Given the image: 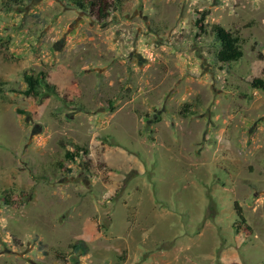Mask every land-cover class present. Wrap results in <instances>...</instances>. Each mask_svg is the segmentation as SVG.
<instances>
[{
	"label": "rangeland",
	"instance_id": "obj_1",
	"mask_svg": "<svg viewBox=\"0 0 264 264\" xmlns=\"http://www.w3.org/2000/svg\"><path fill=\"white\" fill-rule=\"evenodd\" d=\"M80 1L0 0V264H264V0Z\"/></svg>",
	"mask_w": 264,
	"mask_h": 264
},
{
	"label": "trees",
	"instance_id": "obj_2",
	"mask_svg": "<svg viewBox=\"0 0 264 264\" xmlns=\"http://www.w3.org/2000/svg\"><path fill=\"white\" fill-rule=\"evenodd\" d=\"M73 3H74V6H76L79 9L87 8V5L83 1L73 0ZM89 6L91 8L96 6L98 8V12L100 13L101 16H103V18L108 17V13H105V9L107 6L104 0H91V2L89 3ZM206 16H207L206 13H202V18L200 20V23L202 24L200 26L201 31H206V28H205L206 25H203V22L205 21ZM211 33L213 34L219 46V48L214 54L215 61L217 63L224 64V65H231V64L238 63L240 60H242L244 53L242 49L241 38L238 35L230 31H227L225 28L221 26H217V25L211 28ZM24 80L28 87L22 94L27 97H37L41 95V92L43 90H48L50 93L55 92V87L49 85L46 82L44 73H40L37 76L25 74ZM253 87L258 90L264 91V79H261V78L254 79ZM73 158L74 157L70 152L66 153L67 160H73ZM4 200L7 201V199H4ZM235 206H236L237 216L240 222V226H243L246 230L250 231L251 228L247 225L241 208L238 207L237 204ZM71 248L73 252H76V253L80 252L82 255H85L88 251V248L86 247L84 242H79L77 244H74L72 245Z\"/></svg>",
	"mask_w": 264,
	"mask_h": 264
}]
</instances>
